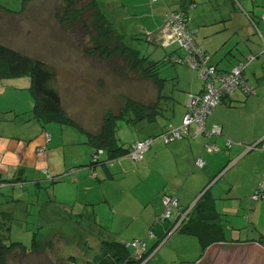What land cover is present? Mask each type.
<instances>
[{
	"label": "rangeland",
	"instance_id": "374dc122",
	"mask_svg": "<svg viewBox=\"0 0 264 264\" xmlns=\"http://www.w3.org/2000/svg\"><path fill=\"white\" fill-rule=\"evenodd\" d=\"M23 1L0 0L1 5L16 14L4 15V23L0 24V39L23 53L43 58L55 67L58 71V86L63 107L67 116L77 123L51 120L42 123L47 126V129L42 131L44 126L37 123L34 116L33 96L30 90L31 76L24 74L0 79V116L11 120L0 122V138L9 131L11 133L9 139H14L15 142L22 141L24 144L35 142L47 157L44 165L46 169L49 170V166L59 171L64 169L60 175L57 172L49 175L43 172V166L39 167V173H36L34 166H30L26 183L1 184L0 221L3 219L7 227L3 228L4 232L0 227V238L4 237L5 243L20 241L31 249L34 230L48 232L51 227L55 244L48 251H43L42 259L37 258L44 264H85L88 259H93L100 252L102 238L97 233L99 228L109 234L113 225L117 233L126 236L134 235L137 231L135 237L139 238L143 232L146 233L145 238L139 239H145L150 246L157 241V237L150 238L148 232L155 227V219L163 214L164 205L154 220L146 221L147 215L141 216V213L146 207L154 211L157 202L164 199L165 195H161L162 192L169 189L165 181L167 178L158 175L155 172L157 170L151 171L148 160L154 149L149 152L150 148L145 153L144 160H135L129 154L119 155L120 157L110 165L92 167L93 148L88 142L87 132H99L104 116L108 113L117 114L124 111L128 117L133 118V113L126 109L130 107L131 101L138 102L139 105L140 103L155 105L157 109L164 105L162 111L166 117H162L160 123L176 122L174 126L180 125L183 119L180 123L177 122L184 118L190 94L200 92L204 81L186 64L173 63L167 59L169 54H176L171 52L179 48V45L171 44L164 47L163 41L158 39L155 43L150 42L152 34L137 21L123 19L126 13L125 16L116 17L117 20H122L119 26L112 17L106 16L110 28L115 36H124L122 41L128 47L139 49L150 60L158 62L157 65L152 66L150 62H146L144 66L137 62L134 65L135 60L131 55L132 61L128 58L127 61L126 56L119 54L109 58L92 55L95 46L92 35L77 34L72 30L78 29L79 23L65 26L57 17L56 13L62 14L64 11V0L31 2V5L21 13ZM90 1L82 0L79 6L85 7ZM127 1L129 6L125 11L128 14H137V9L131 8V2ZM79 16V13L74 14L76 18ZM93 18L94 11L84 13V19L88 21L90 28ZM134 25L136 29L133 28ZM219 29L221 26L218 25L204 27L208 33L215 31L211 39L209 38L212 46L209 52L214 62L222 58L218 64L222 68L224 65H233L237 58L232 55L225 57L222 54L232 42L230 40L222 45H226L225 49H219L223 37H220ZM197 32L198 28L195 27L194 38L195 35L199 36ZM215 46L217 47L213 48ZM87 47L92 48L87 49L86 55ZM179 52L182 50L179 49ZM157 68L158 75L164 82L162 97L156 79H150L148 76L149 71H156ZM26 111L28 113H24ZM144 121L146 120L119 119L115 138L125 147L124 149H127L139 139L154 137L151 146L155 148L159 145L165 149L160 151L157 159L152 157L151 160H154L156 165L161 164V172L165 174L171 163L166 159L165 150L173 142H166L163 136H149L150 133H155L157 128L144 129ZM38 137L42 138L39 144ZM5 155L7 161H13V154L7 152ZM15 157V161L18 162V157ZM49 199L53 201L48 202ZM57 202L61 206L54 208ZM139 202L142 205H139ZM252 203L255 202L252 200ZM137 204L140 206L139 209ZM176 212L177 210L170 219L161 221L156 228L163 230L161 223L166 221L168 228L164 234L169 231L177 216ZM78 213L92 215L96 221L88 215L81 216ZM22 216H27V219L22 221ZM179 232H175L163 244L167 243L163 247V252L151 257L147 264H178L183 258L196 261L202 254L198 239L192 236L188 237V241H180L177 238ZM160 243L151 249L150 254L156 253ZM232 247L234 246L221 249L222 257L219 255L220 251L215 250L201 264H264V249L261 247L246 249ZM71 255L75 257L74 260L69 258ZM188 256L190 258H187ZM29 259L38 264L33 256Z\"/></svg>",
	"mask_w": 264,
	"mask_h": 264
},
{
	"label": "crops",
	"instance_id": "0c3cea01",
	"mask_svg": "<svg viewBox=\"0 0 264 264\" xmlns=\"http://www.w3.org/2000/svg\"><path fill=\"white\" fill-rule=\"evenodd\" d=\"M129 1L131 2V8L137 9V14H128L125 11V8L129 6L127 0H98L103 14L112 17L118 26L122 20H117L116 17L125 16L126 13V17L123 19L132 20L133 22L137 21L149 33L157 37H154L150 42L155 43L158 39L162 40L163 44L165 41H169V45L174 40L172 32L165 28L166 13L176 8L183 9L190 2V0ZM195 3H197V6L191 7L188 13L191 16L195 15L191 20L190 26L193 31L195 27L198 28L197 33H199V36L195 35V39L200 47L206 52L212 49L210 39L215 31L208 33L204 30V27L210 25L221 26L218 33H220V37H223L219 43L220 46L217 45L219 49H225L226 45H222L228 43L230 40L232 42L229 43L230 45L222 54L225 57L231 55L236 57V62L233 65H224V67L220 68L219 66L221 65L218 64L222 58L219 61L216 60L214 63L219 69L222 71L229 70L246 56L252 53L256 54L255 59L250 62L246 69L247 82L254 87V92L247 93L244 89L238 88L232 95L226 96L204 120L207 130L211 134H203L198 138H185L172 141L173 145L169 144L165 150L166 159L171 161L165 174L161 172V164L156 165V162L151 160L152 157H156L157 159L160 151L165 148L159 145L155 148L150 146L149 152L153 149L154 152L153 155H150L148 163L151 164V171L157 170L155 172L158 175L164 179L167 178L165 181L170 190H164L161 195L172 194L178 197L179 209H177V214L180 210L193 204L200 197V194L203 191L205 192L206 188L210 186L207 194L199 201L200 207L194 212L192 221H200L197 223L200 227L209 225V229L206 230L207 233L213 235L214 238L222 239V241L214 244L232 246L234 244L254 243L264 248V200L255 203H252L251 200V196L256 191L258 183L263 177L264 150L254 149L248 151L246 147V145L262 139L264 140V0H195ZM136 25L133 26L134 29H136ZM239 46L241 49H238ZM239 51L242 55L239 54ZM203 87L204 85L200 89V92H202ZM163 107L164 105L158 109V115L154 121L150 122L143 119L146 120L144 121V129L147 127L157 128V133H150L149 136H161L170 124H176V122L160 123L162 117H166L165 112L162 111ZM24 113H28V111ZM182 119L183 117L177 123H180ZM4 121L11 120L0 116V122ZM37 123H39L38 119ZM215 127L221 128V134H213L212 131ZM46 129L47 126H44L42 131ZM10 136L11 133L8 131L3 138H0V185L4 183L15 184L16 182L26 183L27 173L31 170L30 166L35 167L36 173H39V167L43 166L42 168L44 169L42 170L45 173L46 167L44 165L46 164L47 157L41 151L42 148L35 145V142L27 144H24L22 141L15 142L14 139H9ZM40 140L42 138L38 137V144ZM228 140H231L233 143L231 147H227ZM209 144H215L220 150L212 151ZM36 147L37 149H35ZM7 152L13 154V161L6 160L5 154ZM15 156L18 157V162L15 161ZM199 158L205 161L202 167L197 165V159ZM63 170L59 171L49 166L47 174L51 175L52 172H57L60 175ZM223 170L224 174L222 178L212 183L216 174ZM75 179L78 180L77 178ZM139 205H142V203L139 202ZM139 205L137 204L138 209L140 208ZM162 207L163 200L160 199L157 205L154 206V211L146 207L142 211L141 216L147 215L146 221L148 219L154 220ZM80 214L94 218L92 215L86 213H78V215ZM24 219H27V216H22L21 220L24 221ZM160 222L156 218L154 221L156 225L154 228H151L156 233L157 241L166 234L164 232L168 228L165 221L161 223L163 230L157 229L156 227ZM113 226L109 234L106 230L104 232L100 228L98 231L96 228L94 229L95 232L102 231L104 234L107 233L110 239H117L122 242L145 238L146 233L144 232L141 234L142 236L136 238L137 231L134 232V235L130 234V236H126L117 233ZM106 229L108 230V228ZM179 233L177 238L180 241H188V237L192 236L198 239L192 233L181 231ZM132 236H134L133 239ZM157 241L148 246L149 251L156 246ZM165 245H161L162 247L160 246L153 255L150 254L151 257L162 253ZM213 252L215 251H208L207 257L212 255ZM187 258L190 257L188 256ZM190 260L192 259L183 258L178 264H197L202 258L200 256L196 261Z\"/></svg>",
	"mask_w": 264,
	"mask_h": 264
},
{
	"label": "trees",
	"instance_id": "16d2710c",
	"mask_svg": "<svg viewBox=\"0 0 264 264\" xmlns=\"http://www.w3.org/2000/svg\"><path fill=\"white\" fill-rule=\"evenodd\" d=\"M36 1L38 2L40 0H24L23 7L20 12L22 13L27 6H30L31 2L36 3ZM81 1L82 0H64L65 6H64L63 13L62 14L56 13V15L61 21V23L65 26L66 25L73 26L75 22L77 24L79 23L80 27L78 29L74 28V30H72L74 32L76 31L77 34L82 33V35H85L87 33H90L92 35V38L95 42V46H93L94 51L92 55L97 54L98 57L109 58L110 56H115V54H119L120 56L122 55L126 56V59L128 58L129 60H131L130 58V55H131V57L135 60L134 65L136 64V62L137 64H142L143 66L146 64V62H150L151 63L150 65L152 66H155L158 64V62L150 60L149 57L146 56V54H143L139 49L128 47L122 41L124 36H121V37L115 36L113 30L109 26L107 17L103 14V12L100 9L98 0H91L90 3H88L85 7L79 6ZM194 6H197V3H195V0H190L189 4L185 5L184 6L185 8L183 9L186 12H188V10L191 7L194 8ZM178 9L180 10L182 8H176L173 10H178ZM89 11L90 12L94 11V18L92 21L91 28L89 27V23L87 21L88 18L86 17L87 20L84 19V13L87 14V12ZM14 13L15 12L13 10L9 9L8 7H4L3 5L0 4V17H1L0 24L4 23V15H7V16L16 15ZM75 13H79L80 16L78 18L74 17ZM7 16L5 17V19L7 18ZM151 36L154 39L155 36L153 34ZM114 39L116 40L114 41ZM172 44L179 45V42L174 41ZM168 46H171V45H168ZM198 46L200 47L199 44ZM90 48L92 47L85 48L86 55L88 54L87 49H90ZM179 49H181L182 52H179ZM173 52H176V54H169L168 57L170 55H173L175 57L176 56L181 57L185 54V49L183 47H179V48L174 49L171 53ZM246 58L247 56L243 60L239 61V63L246 61ZM128 59L127 61H129ZM175 63H178V62H175ZM239 63H237L236 65H238ZM231 69L225 70V71H222L221 69H219V71L227 73ZM246 69H245V74H246ZM24 74H29L31 76L30 90H31L33 100H34L33 111L41 125L43 122H48L51 120H59L63 123H68V121L72 123H77L75 122L74 119H71V117L67 116L66 111L63 107V100H62L61 92L58 86V82H59L58 71L55 69V67L51 65L49 62H47L46 60H44L43 58L23 53L22 51L8 45L7 43H5L4 41L0 39V79L9 77V76L24 75ZM148 76L150 79H156V83L159 88V93H160V96L162 97L161 91H162L164 82H163V79L159 77L158 75V68L156 69V71L154 70L152 72L149 71ZM187 104H188V101H187ZM187 104H186V108H187ZM126 109L130 113L131 112L133 113V118L128 117L124 111H120L117 114L108 113L106 116H104L102 127L99 132L97 133H94L91 131L87 132L88 142L91 144L93 148L92 162H91L92 167H95L97 165H105V166L110 165L112 162L117 160V158H119L121 155L129 154L130 147L129 149L128 148L124 149L125 147L121 146L118 143L117 139L115 138L116 125L119 119L128 120V121H131V120L138 121V120L146 119L152 122L157 118V115H158V109L157 107H155V105L151 106V105H145L143 103H140L139 105L138 102H135V101L134 102L131 101L130 107H127ZM171 125L173 124H170L169 126ZM146 138H149V137H146ZM187 138H191V137H187ZM182 139H185V138H182ZM94 154L97 155L98 157L97 159L94 157ZM45 173H48V170H46ZM263 173H264V170H263ZM207 190H205V192L203 191L204 193L202 192L200 194V197L196 199V201L194 202V206L190 209V211L188 212V214L186 215V217L181 222L178 228V231L192 233L198 237L199 242L202 247V254H201L202 260L197 264L203 263V261L207 257L208 251L220 250L219 255H221L222 257L223 251H221V249L227 248V245L214 244V243H218V241H222V239L214 238L213 235H209V233H207L206 230L209 229V225H204L200 227L197 224L200 221H197V222L192 221V216L194 212L200 207L199 201L201 200L202 197H204L207 194L208 192ZM8 196L9 195H7V197ZM51 201H53V199L48 200V202H51ZM178 202H179V199H178ZM191 205L184 208L183 210H180V212L182 213L186 211ZM60 206L61 204L59 205V203L57 202L54 208H58ZM177 209H179V206L177 207ZM5 213H11V212H5ZM80 215L82 216V214ZM6 217H9V216H6ZM0 227H1L2 232H4L3 228L6 229L7 227L6 222L3 221V219L0 221ZM49 228L50 230L48 232L43 231V230L41 231V229L34 230L31 249H28L20 241L5 243L3 241L4 237L0 238V264H34L29 259L31 256H33L34 259L35 258L42 259V257L44 256L43 251L44 252L45 250L48 251L55 244V241L51 234V227ZM97 233L102 238L100 252L93 259H88V261L85 264H141L143 260H145L150 254L151 250L149 251V248H148V250L142 253L141 257H137L133 254V249L131 247H127L124 244V241L122 242L117 239L116 240L110 239L108 237V234L107 233L104 234L102 233V231H99ZM165 236L166 235H164V237ZM160 240L158 241V243L161 242ZM232 246H234L232 248H240V249L242 248L246 249L247 247H261V246H257L254 243L234 244ZM69 258L74 260L75 257L71 255ZM36 261L38 264L40 262L44 264L43 261L39 259H37Z\"/></svg>",
	"mask_w": 264,
	"mask_h": 264
},
{
	"label": "built area",
	"instance_id": "2783aa9c",
	"mask_svg": "<svg viewBox=\"0 0 264 264\" xmlns=\"http://www.w3.org/2000/svg\"><path fill=\"white\" fill-rule=\"evenodd\" d=\"M157 1V0H153ZM192 17L184 9L169 10L165 16V28L169 29L173 34V40L178 41L180 47L185 49V54L181 57L170 55L167 59L172 60L173 63H184L193 70L197 71L198 76L204 81L203 92L191 93L187 104V112L184 116L183 122L180 125L169 126L161 134L166 142H172L182 138H198L200 135L211 134L207 130L204 120L207 116L214 111V109L223 101L225 96H230L238 89L242 88L247 93H253L254 87L247 82V76L245 69L250 62H252L256 54L252 53L247 56L246 61L240 62L234 66L229 72H220L218 66L213 62L212 55L202 50L194 39V31L191 28ZM151 38L150 41H152ZM164 47L169 45V41L164 42ZM264 51V48H263ZM213 134H221V128L215 127ZM154 137L139 139L134 142L129 151V155L135 160H144L145 153L149 150L151 143L154 141ZM232 141L228 140L227 147L232 146ZM255 145V146H254ZM212 151H219L220 148L215 144H209ZM247 150L254 149L264 150V143L260 141L254 142L250 145H246ZM247 151V152H248ZM97 159V155L94 154ZM205 161L202 158L197 159V165L203 166ZM46 172V170H45ZM224 170L214 177V180L222 177ZM264 199V173L262 179L259 181L258 186L252 200L258 202ZM164 212L157 218L158 221H164L170 219L174 211L179 206L178 198L175 195H166L163 199ZM194 206V203L184 212H179L175 218V221L169 231L166 232V236L161 239L160 246L163 245L171 236L178 231L181 222L184 220L190 209ZM150 238H155L156 233L150 229L148 232ZM127 247L133 249V254L137 257H141L142 253L148 250V244L145 239H135L133 241H124ZM159 243L156 245V247ZM159 246V247H160ZM155 247V248H156ZM155 250V249H154ZM152 254V253H151ZM153 255V254H152ZM151 258V255L143 260L141 264L146 263ZM139 259V258H138Z\"/></svg>",
	"mask_w": 264,
	"mask_h": 264
},
{
	"label": "water",
	"instance_id": "95a60500",
	"mask_svg": "<svg viewBox=\"0 0 264 264\" xmlns=\"http://www.w3.org/2000/svg\"><path fill=\"white\" fill-rule=\"evenodd\" d=\"M261 142H264V140H263V139L260 140V143H261ZM254 146H255V145H254ZM220 178H222V177H220ZM220 178H217V179L213 180L212 183H213V182H216V181H218V180H220ZM212 183H211V184H212ZM211 184H210V185H211ZM209 187H210V186H209ZM209 187H207L206 189H208Z\"/></svg>",
	"mask_w": 264,
	"mask_h": 264
}]
</instances>
